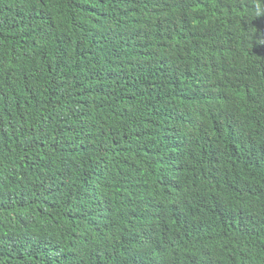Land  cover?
Returning <instances> with one entry per match:
<instances>
[{"label": "trees", "instance_id": "1", "mask_svg": "<svg viewBox=\"0 0 264 264\" xmlns=\"http://www.w3.org/2000/svg\"><path fill=\"white\" fill-rule=\"evenodd\" d=\"M0 264H264V0H0Z\"/></svg>", "mask_w": 264, "mask_h": 264}]
</instances>
